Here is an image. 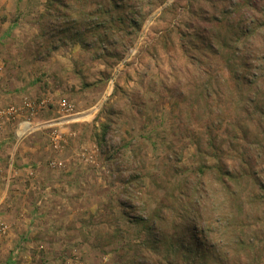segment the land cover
<instances>
[{"label":"rangeland","instance_id":"obj_1","mask_svg":"<svg viewBox=\"0 0 264 264\" xmlns=\"http://www.w3.org/2000/svg\"><path fill=\"white\" fill-rule=\"evenodd\" d=\"M0 22L6 81L35 70L54 120L0 162V241L29 220L0 264H264V0H0Z\"/></svg>","mask_w":264,"mask_h":264},{"label":"crops","instance_id":"obj_2","mask_svg":"<svg viewBox=\"0 0 264 264\" xmlns=\"http://www.w3.org/2000/svg\"><path fill=\"white\" fill-rule=\"evenodd\" d=\"M11 2V1H10ZM18 6V4L16 3V7ZM15 28V22H12L11 24H7V23H1L0 22V37H4L6 36L9 32H11L12 30H14ZM80 46V45H79ZM80 47H77L76 49H79ZM75 49V50H76ZM77 51V50H76ZM77 56L74 55V53H71L70 55L59 59L60 60V64L61 65H65L66 62H69L71 60H73L74 62H76ZM66 65H70L71 64H67ZM72 70V68H70ZM69 70V68H68ZM14 71V70H12ZM11 71V72H12ZM66 71V68L64 69L63 66L60 68L58 67V72L57 75L60 76V78H64L65 81V74L64 72ZM74 71L76 72V70L74 69ZM8 72L6 70V72H3V78H1L0 80V107L3 106H7L8 104H21L22 99L28 97L31 98V96L34 94H40L41 90H40V80L37 78L35 79V75H36V71L35 70H27V73H23L21 75H26V76H20L19 74H12L11 75V80L6 81L8 78ZM35 76V77H34ZM65 86H64V91H71L72 90V84H70L69 82H64ZM68 85L70 86V88H68ZM77 88V87H76ZM40 90V91H38ZM46 94V93H44ZM32 99V98H31ZM54 106H56L54 104ZM41 112V111H40ZM39 112V113H40ZM91 116V115H90ZM80 119H83L85 121H91V117L89 118L88 116L85 117H81ZM79 119V120H80ZM17 120V119H16ZM16 120H4L0 122V162L2 161V157L5 155H20V152L26 153V158L27 160H32L29 156V149L38 151V150H42V146L40 147V141L37 140L34 142L35 138L33 136H26L22 139H18L16 138L15 134H14V130H15V126H16ZM78 119L74 120V121H79ZM20 151V152H19ZM25 156V155H24ZM14 163V162H13ZM18 169H20V167H17ZM25 167L23 166V168H21L22 170ZM12 167L9 164L8 167V171H11ZM27 169V168H26ZM1 200V199H0ZM7 201V200H6ZM16 202V201H15ZM0 203H2L0 201ZM3 205V207L0 208V220H2V216H6V211L4 212L3 210H7L9 209L8 207H10L11 205H13V200L10 201V203H3L0 204ZM6 206V207H5ZM10 209H12V207H10ZM16 213H9V215L7 216L9 221H13V223H9V232L7 233L6 237H11L10 240L8 239L6 242L2 241V246L4 247H10L13 249V244L16 240L17 237H21V235L23 236V228L21 227H17L15 225L14 221H26L29 222V220H27L28 218L26 217V215L19 216V212L17 209L15 210ZM26 228V225H25ZM0 241V242H1ZM8 245V246H7ZM13 254L16 253V251H12ZM9 258L10 256L7 258L6 262L3 264H9Z\"/></svg>","mask_w":264,"mask_h":264},{"label":"built area","instance_id":"obj_3","mask_svg":"<svg viewBox=\"0 0 264 264\" xmlns=\"http://www.w3.org/2000/svg\"><path fill=\"white\" fill-rule=\"evenodd\" d=\"M136 53H137V46H134L132 49H130L129 52H127V54L121 61V64L128 62L129 59L132 56H134ZM3 71H4L3 64H0V78L2 77ZM117 72L118 70H116L113 73V76L109 81L108 88L110 89V91H112L115 79L118 75ZM51 102L52 101L48 98H41V100L40 99L35 100L26 97L22 99L21 104H10L8 106L0 107V122L4 120L10 121L17 119L14 134L16 138L22 139L26 136L33 134L35 131L39 130L43 126L50 125V123L54 121V120L52 121L46 120L41 122L38 121L37 118L39 112L42 109L48 107V105ZM55 105H57L58 111L61 114L57 119L58 120L57 122L59 123L61 122L63 123L66 120L67 121L76 120V119L79 120L81 117H85L83 112H76L75 103H73L71 100L67 98H61L60 100H58L57 103H55ZM53 139H54V146L56 148H59L62 141V136L60 133H58L57 130L54 133ZM62 163L63 162L61 161L58 162L59 165H62ZM7 229L8 227L6 225L2 227L3 232H6Z\"/></svg>","mask_w":264,"mask_h":264},{"label":"trees","instance_id":"obj_4","mask_svg":"<svg viewBox=\"0 0 264 264\" xmlns=\"http://www.w3.org/2000/svg\"><path fill=\"white\" fill-rule=\"evenodd\" d=\"M102 23L103 22H101V24ZM237 176L238 175L234 174V172L232 170H226L224 172V178H221L223 185H225V186H223L224 190L226 188H228V186H229V183H227V181H231L232 179L235 181L236 179H238ZM194 237H195L196 244H198V246H202L203 242L200 240V233L195 234Z\"/></svg>","mask_w":264,"mask_h":264}]
</instances>
